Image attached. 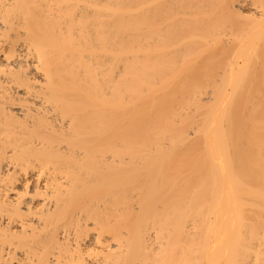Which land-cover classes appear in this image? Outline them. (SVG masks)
Instances as JSON below:
<instances>
[{
	"label": "bare ground",
	"instance_id": "1",
	"mask_svg": "<svg viewBox=\"0 0 264 264\" xmlns=\"http://www.w3.org/2000/svg\"><path fill=\"white\" fill-rule=\"evenodd\" d=\"M0 264H264V0H0Z\"/></svg>",
	"mask_w": 264,
	"mask_h": 264
}]
</instances>
